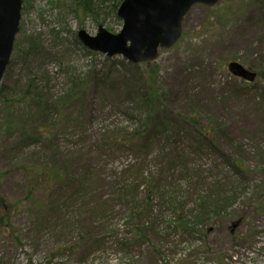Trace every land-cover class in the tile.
Masks as SVG:
<instances>
[{"label":"rangeland","instance_id":"1","mask_svg":"<svg viewBox=\"0 0 264 264\" xmlns=\"http://www.w3.org/2000/svg\"><path fill=\"white\" fill-rule=\"evenodd\" d=\"M73 5V0H23L20 30L1 85L23 94L27 81L35 77L42 84L46 76L54 100L73 88L78 97L64 110L62 124L55 127L50 142L23 139V133L34 127L52 124L37 115L34 102L26 100L9 113L0 99V195L6 198V207L18 206L14 227L19 238L17 242L0 232V264H64L67 257L49 259V249L60 241L77 244L80 254L86 252L84 260L72 257L71 264L130 263L125 250L119 252L117 246L119 238L130 237L128 219L111 225L117 220L114 213L120 208L118 204L108 207L101 217L102 226L93 223L97 226L93 238L82 241L77 231L90 223L94 205L98 211L101 204L114 198L106 183V175L112 173L98 176L95 191L89 180L72 183L68 191L58 190L48 202L50 209L38 212L28 194L23 167L69 165L72 174L77 168L86 169L95 157L93 151L99 152L94 146L97 139L106 134L127 137L145 124L149 111L160 116L178 112L200 122L225 124L231 140L220 137L221 150L231 155L242 146V158L250 168L247 189L239 190L237 200L214 222L207 220L210 240L198 235H169L163 241L166 259L177 264H216L218 259L224 264H264V80L259 76L264 72V6L255 0H220L211 7L195 6L185 17L180 39L161 48L155 60L137 64L143 75L149 68H157L158 92H166L152 106L154 110L147 111L139 98L144 87L140 73L121 55L108 57L83 45L78 30L85 28L96 34L101 22L77 16ZM103 24L118 33L123 22ZM232 60L256 71V81L231 79L225 72ZM145 149L149 150H128L122 160L112 163L141 162ZM150 150L158 152L153 146ZM220 155L200 157L202 166L212 169L213 163H225ZM109 159L99 162L106 167ZM212 171L220 181L227 174L225 168ZM228 174L227 179L239 186L235 173ZM122 175L129 177V171ZM76 186L82 192L78 202L69 197V190ZM62 197L64 207L59 208ZM79 220L83 225H77ZM204 245L203 252L196 250ZM210 248L214 254L205 250ZM148 254L143 247L136 257L146 262Z\"/></svg>","mask_w":264,"mask_h":264},{"label":"trees","instance_id":"2","mask_svg":"<svg viewBox=\"0 0 264 264\" xmlns=\"http://www.w3.org/2000/svg\"><path fill=\"white\" fill-rule=\"evenodd\" d=\"M122 1L73 0L72 11L79 17H90L96 22L121 24L122 21L117 16V10ZM255 1L264 6V0ZM130 65L133 70L140 73L138 75L144 85L139 98L147 111L149 108L153 111L152 106L161 101L159 98L163 99L166 96V92H158L157 68L148 65L152 68H149L147 74L143 75L139 65L132 63ZM225 73L231 79H236L228 71ZM259 76L264 80L263 71L259 72ZM47 82L48 77L46 76L42 79V84L33 77L24 85L23 94H18L16 90L13 91L12 87L0 85V99L9 113L28 100L37 106V115L43 116L46 122L50 120L52 123H45L23 133L25 140L51 141L55 134V127L62 124L61 117L64 116V110L75 99L77 100L76 88L65 92L57 100H54V96L49 93ZM145 116V124L136 128L127 137H115L105 133L106 135L102 136V139H97L94 146L99 152L93 151L95 157L92 158V163L86 169H75L74 174L71 173L73 168L69 165H65V167L48 163L25 165L23 168L29 188L28 194L34 201L33 208L38 212H44L46 209H50L48 202L58 190L68 191L72 183L79 185L89 180L91 186L93 185V191H95L96 184L99 182L98 176L108 171L112 174L106 175V183L109 184L115 196L105 205L101 204L102 207L98 211V205H94L90 223L83 225L80 220L78 221L77 225H83L77 229L81 234V240L93 238L97 229L93 223H99V227L102 226L104 219L101 217L104 216L106 210H109L108 207L118 204L120 208L114 213V218L117 220L111 225L118 224L122 218L128 219L126 226L129 228L130 237L119 238L117 246L119 252L125 250V254L130 260L129 264H177L166 259L167 249L164 247L163 241L169 235L179 238L180 236L195 238L198 235L209 241L211 232L209 231L211 230L210 224H208L209 219L214 222V218L218 214L226 212L237 200L240 194L239 190L244 192L247 189L250 168L242 158V146L237 147V150L231 155L225 154L221 150L219 138L231 140L223 123H204L196 117L172 111L163 116L149 111ZM151 146L158 152H152ZM141 147L149 148V150L145 149L141 162L122 163L120 166L112 163L122 160L126 151H140ZM119 151L121 152L118 153ZM208 153L221 154L220 156L224 157L225 163L211 165L212 169H219V171L225 168L227 174L221 178V181L214 177L216 175L212 169L202 166L204 164L201 163L200 157L206 156ZM107 157L110 159L104 163L106 164L104 167L99 161ZM142 165L143 167H141ZM128 171L129 177H123L122 174H126ZM228 173H235L239 186H235L227 179ZM1 176L0 172V178ZM108 179H113V181L107 182ZM69 191V197L74 198L77 202L81 199L82 192L78 186ZM34 197L38 198L33 200ZM64 199L65 197H62L59 208L64 207ZM6 206V198L0 195V207H3V212L0 213V232L11 235L18 242L19 238L16 236L14 227L18 206L16 204L12 207ZM95 242H99V240ZM143 247L150 253L146 262H141L139 257H136V253ZM204 247L206 245L197 246L196 250L203 252ZM79 248L81 247L77 244L72 245L69 241L53 243L48 251L49 259L67 257L64 264H71L72 257L79 261L84 260L86 252L80 254ZM205 250L209 254H214L211 248ZM216 264L224 263L218 259Z\"/></svg>","mask_w":264,"mask_h":264},{"label":"water","instance_id":"3","mask_svg":"<svg viewBox=\"0 0 264 264\" xmlns=\"http://www.w3.org/2000/svg\"><path fill=\"white\" fill-rule=\"evenodd\" d=\"M220 0H123L117 16L123 21L118 33L99 24L96 34L85 28L78 38L88 49L108 57L121 55L133 64L155 60L159 50L171 47L182 36L185 17L197 5L214 6ZM23 0H0V84L10 63L20 29ZM229 72L249 82L258 74L237 60Z\"/></svg>","mask_w":264,"mask_h":264}]
</instances>
